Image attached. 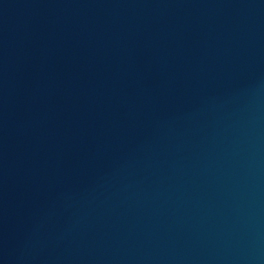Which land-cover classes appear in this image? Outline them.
<instances>
[{
    "label": "water",
    "instance_id": "obj_1",
    "mask_svg": "<svg viewBox=\"0 0 264 264\" xmlns=\"http://www.w3.org/2000/svg\"><path fill=\"white\" fill-rule=\"evenodd\" d=\"M0 264H264V0H0Z\"/></svg>",
    "mask_w": 264,
    "mask_h": 264
}]
</instances>
